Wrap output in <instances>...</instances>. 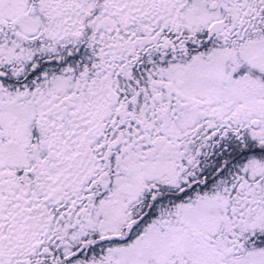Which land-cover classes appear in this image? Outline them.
Instances as JSON below:
<instances>
[{
    "label": "snow or ice",
    "instance_id": "6c2138e0",
    "mask_svg": "<svg viewBox=\"0 0 264 264\" xmlns=\"http://www.w3.org/2000/svg\"><path fill=\"white\" fill-rule=\"evenodd\" d=\"M0 264H264V0H0Z\"/></svg>",
    "mask_w": 264,
    "mask_h": 264
}]
</instances>
